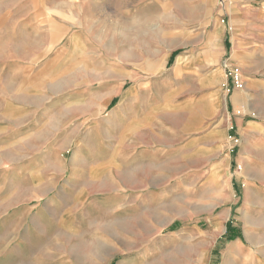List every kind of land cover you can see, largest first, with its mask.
<instances>
[{"label":"rangeland","instance_id":"1","mask_svg":"<svg viewBox=\"0 0 264 264\" xmlns=\"http://www.w3.org/2000/svg\"><path fill=\"white\" fill-rule=\"evenodd\" d=\"M247 37L264 44V0H0V264H264V85L231 61ZM193 52L217 53L231 162L219 183L188 168L177 195L137 200L176 168L133 180L131 95L196 92L198 63L170 58Z\"/></svg>","mask_w":264,"mask_h":264},{"label":"crops","instance_id":"2","mask_svg":"<svg viewBox=\"0 0 264 264\" xmlns=\"http://www.w3.org/2000/svg\"><path fill=\"white\" fill-rule=\"evenodd\" d=\"M216 55V52L211 53L208 59H201V54L197 55L194 52L171 55V62L175 61L176 69L186 72L188 76L192 75L191 65L196 66L198 63L196 67L203 70L197 77L196 92L188 90L187 95H180L182 85L166 79L167 84L171 85V90L164 95L153 98L131 95L133 115L131 140L133 144L135 143L132 147V158L136 161V166L131 168L133 180L139 181L138 167L176 168L173 175L156 172L157 175L148 179L149 189L146 192H143L144 189H130L132 198L138 200L140 193H143L148 200L170 199L171 195L176 194L175 190L180 191L171 188V184H184L188 168L206 169L205 178L219 183L218 180L229 167L231 158L228 155L224 156V153L230 145L229 127L232 124V116L226 104L227 95L223 91V84L220 89L217 85V80L224 75L217 69ZM262 60L264 61V44L252 37L238 42L231 54L232 64L242 72L247 87L258 88L264 85L263 77L260 76L264 68L260 66ZM232 105L235 106L233 101ZM251 105L248 100L237 106L238 111L248 114H240L238 117V124L245 134H249L250 128L254 125L252 122L245 123V118L251 115L250 112H255ZM134 169L136 173L132 172ZM102 171H105L103 164L95 165L91 175H98ZM203 173L204 170H201L200 175ZM198 174L195 172V176ZM159 183L162 184L161 187H158ZM78 190L85 193V189Z\"/></svg>","mask_w":264,"mask_h":264},{"label":"built area","instance_id":"3","mask_svg":"<svg viewBox=\"0 0 264 264\" xmlns=\"http://www.w3.org/2000/svg\"><path fill=\"white\" fill-rule=\"evenodd\" d=\"M233 73L236 74L235 75V84H236L235 86L238 88H242V84H239L240 81H239V76L237 75V71H234Z\"/></svg>","mask_w":264,"mask_h":264}]
</instances>
